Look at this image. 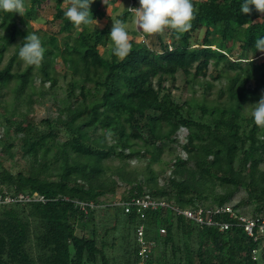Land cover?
<instances>
[{"label": "trees", "instance_id": "trees-1", "mask_svg": "<svg viewBox=\"0 0 264 264\" xmlns=\"http://www.w3.org/2000/svg\"><path fill=\"white\" fill-rule=\"evenodd\" d=\"M44 1L26 0L23 16L0 10V63L16 46L0 70V195L31 198L0 204V264H141L139 225L153 244L145 264H264L260 250L253 259L260 242L230 214L201 225L174 209L229 204L237 215L264 217V140L258 139L264 132L249 106L264 94V52L255 48L264 37V14L254 7L241 13L243 0H193L198 14L191 29L180 39L171 31L170 43L153 34L157 50L129 10L139 0H105L102 7L103 0H93L90 13L106 21L102 28L74 27L64 17L63 0H50L59 30L41 35L30 16ZM117 18L127 24L132 43L124 60L100 52ZM28 33L37 34L46 51L40 66L20 70L18 50ZM235 48L241 57L235 58ZM58 63L63 77L70 76L66 96L52 97L56 118L37 123L28 118L34 82L39 78L41 96L46 83L54 89ZM211 68L215 81H226L217 92L221 100L207 98L214 87L207 78ZM178 73L203 89L202 101L176 98L166 83L174 84ZM22 106L28 111L16 114ZM16 142L28 158L26 171L5 166L15 161ZM165 150L170 158L163 161ZM119 189L122 200L148 195L168 206L147 210L145 218L135 208L125 213L114 204ZM243 206L252 208L246 213ZM224 223L229 227L221 230ZM128 229L134 232L130 248ZM116 247L121 255L111 256Z\"/></svg>", "mask_w": 264, "mask_h": 264}, {"label": "clouds", "instance_id": "clouds-1", "mask_svg": "<svg viewBox=\"0 0 264 264\" xmlns=\"http://www.w3.org/2000/svg\"><path fill=\"white\" fill-rule=\"evenodd\" d=\"M63 3L66 5L64 17L72 22L74 27L99 25V21L93 19L90 13L93 0H63ZM253 7L257 12L264 14V0H243L240 12L249 14ZM0 10L23 16L27 11L26 0H0ZM129 10L134 14L135 23L143 34H163L170 29L176 33L177 39L191 29L192 22L198 14L193 0H139V7ZM108 37L111 41L112 54L116 58L124 60L130 55L132 43L124 20L112 19ZM255 48L264 52V37L256 39ZM45 51L40 37L35 33H28L21 42L18 57L24 64L38 67L44 59ZM249 106H251L250 117L255 126L264 132V94L257 103ZM112 134L111 130H108L106 136L111 137ZM258 139L264 140V135L258 133ZM253 259H256V250H253Z\"/></svg>", "mask_w": 264, "mask_h": 264}, {"label": "rangeland", "instance_id": "rangeland-1", "mask_svg": "<svg viewBox=\"0 0 264 264\" xmlns=\"http://www.w3.org/2000/svg\"><path fill=\"white\" fill-rule=\"evenodd\" d=\"M105 3V0L102 1V4L100 7H102ZM120 2L117 4L119 5ZM115 6V5H114ZM114 6H111L109 8H105L107 11H111ZM34 13L31 14L30 16V24L33 27V29L36 30H40V34H44L47 33L49 35H52L56 32H58L59 30V22H56L53 20V16H54V12H55V8H54V3L50 0H46L42 3V5L40 7L38 6H34L33 8ZM106 21L105 20H101L99 21V25L97 27H104ZM95 25V24H94ZM96 26V25H95ZM138 27V26H137ZM171 31L172 30H166L163 34L162 37L163 39L170 43L172 41V35H171ZM203 32H199V38L202 37ZM136 42L140 43L143 42V38L142 37H138L136 38ZM157 37L155 35H152L151 37V44L153 45V47L157 50H160L158 47V43H157ZM111 41L109 39V43L107 46L105 47H101L100 48V52L104 55V56H110L111 54ZM16 46H12L9 48V50L7 52H5L4 57L2 62L0 63V70H2L4 67H6L8 65V62L10 60V58L12 57V55L14 54V50H15ZM241 53L238 48H235L234 50V54H235V58L241 57ZM245 58V57H244ZM257 61L261 62L263 61V59L259 58ZM26 64L22 63L21 67L19 68L20 70H23L25 68ZM57 69L60 72L58 75V85L54 88L51 89L49 87V83H46L44 86V91H42V96H41V82L39 81V78L36 79V81L34 82V86L36 87V91L33 95V99L35 100V102L33 103V107L32 110L29 112L28 118L31 120H34L35 122H40L42 119H46V118H56L57 116V110H56V102L52 101V97H56L57 99H61L64 98L66 96V88H67V82L70 80V76L68 77H63L64 73L62 71V67L60 66V63H58L57 65ZM13 71L17 70L16 66H13ZM233 73V72H231ZM214 75H213V69L211 68V70L209 71V75H208V80L210 81H214V87L211 89L210 93L207 95V98L209 100H221V98L218 97V90L219 88L224 85V83L226 82L225 80L221 81H215L213 79ZM168 86L172 87L173 89V93L176 96V98L179 99V101L182 103L185 100H188L190 98H195L197 101H202L205 97H204V93H203V89L197 84L194 89L192 88V86L190 85V83L187 82V77L184 76L183 73H178L177 74V80L174 84L171 83H166ZM14 84H12L11 86H13ZM4 93L6 92L7 98H10L12 96V94L10 93L9 89H4L3 91ZM74 100L76 99V96L72 97ZM27 110V106H22L19 110L15 111L16 114L19 113V111H26ZM195 110V114H196V118L199 117L200 112L198 109H196V107L194 108ZM28 111V110H27ZM183 137V135H182ZM18 144V142H16V145ZM16 152V156H15V161L11 162V161H6L5 162V166L12 168L13 171H26L28 169V158L23 154L22 150L20 149V146H16L15 150ZM170 155L168 150H165V152L163 153V157L162 160L166 161L169 160ZM118 161L115 160L114 163H117ZM137 164V160H133L132 165ZM163 166V163H154V167L156 169L160 168ZM262 168L264 169V165L262 166ZM122 192L123 189H119L117 192V196H116V200H119L122 196ZM245 194L243 192H241L240 194H238L235 197V201H239L242 198H244ZM251 206H243L241 207V211L243 212H250L251 210ZM122 224V223H121ZM122 227V226H121ZM127 238L125 241V244L127 246H133L134 244V232L131 229L127 230ZM111 256H120L121 255V251L118 250V248L116 247V250L111 253ZM119 264H122V261L119 262Z\"/></svg>", "mask_w": 264, "mask_h": 264}, {"label": "built area", "instance_id": "built-area-1", "mask_svg": "<svg viewBox=\"0 0 264 264\" xmlns=\"http://www.w3.org/2000/svg\"><path fill=\"white\" fill-rule=\"evenodd\" d=\"M37 196V194H34ZM30 196H25L19 194L16 198H12L7 193L3 197L0 195V204L1 203H11L13 201H30ZM39 200H43V197H40ZM116 206L123 207L125 213H130L134 208L136 213L139 214L140 218H145V212L149 209H157L167 207L168 204L164 200H158L148 195H142L137 197H132L130 200L125 201L122 199L116 200L114 202ZM179 214L196 220L201 225H214V215L215 214H230L232 218L237 219L244 227V230L247 234L253 238L255 242H260V248L256 249V255L258 250H260L264 255V217L260 218H250L244 215H237L233 207L229 204H226L222 207H219L215 210H204L202 208L191 210V209H180L174 208ZM229 224H221V230L228 229ZM161 233H164V230H161ZM137 241L140 244V255L142 258L141 264L149 259V255L152 252V243H149L145 240V228L143 225H139L136 228Z\"/></svg>", "mask_w": 264, "mask_h": 264}]
</instances>
